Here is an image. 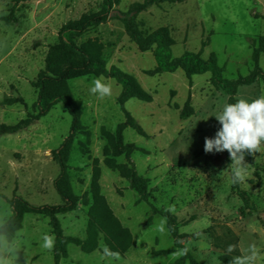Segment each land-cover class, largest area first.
Returning <instances> with one entry per match:
<instances>
[{"label": "rangeland", "instance_id": "374dc122", "mask_svg": "<svg viewBox=\"0 0 264 264\" xmlns=\"http://www.w3.org/2000/svg\"><path fill=\"white\" fill-rule=\"evenodd\" d=\"M103 1L29 0L14 10L18 23L8 25L3 19L9 16L12 0H0V125L15 127L38 115L31 85L47 70L49 48L59 45L58 33L64 26L100 12ZM114 1L113 9L122 13L144 2ZM263 17L264 0H186L150 7L135 15V22L145 36L166 28L174 41L172 59L202 51L203 60L216 59L225 80L236 81L254 69L253 45L264 38ZM89 41L102 45L107 69L116 67L130 75L152 97V104L131 100L125 106L147 138L131 129L123 134L125 145L143 152L134 153L130 161L148 181L150 198L147 204L138 203L130 185L103 164V151L109 146L103 132L114 137L125 122L117 103L121 88L103 78L71 81L83 131L73 144L68 173L71 192L80 201L73 213L58 218L63 235L86 239L92 163L98 160L101 195L132 235L133 244L122 257L106 256L102 238L91 255L69 246L61 264H175L178 260L188 264L174 248L165 220L154 211L176 217L182 244L198 264H264V145L253 148L247 136L237 132L246 145L228 159L217 147L227 138L231 123L228 97L211 85L209 74L190 80L181 71L146 76L157 67L152 53L141 54L118 21L92 29L77 45ZM259 66L264 72V55ZM18 100L23 105L6 106V101ZM236 100L244 128L264 137V85L241 87ZM188 101L190 117L182 120ZM71 123L64 106L58 105L26 130L0 137V228L11 217L8 201L15 195L34 207L63 204L53 186L60 169L51 154L69 136ZM115 161L126 164L123 157ZM236 180L238 190L233 191ZM238 191L249 199L250 210L244 208ZM53 243L49 221L26 216L12 243L0 240L4 257L0 264H54ZM166 251L171 255H156Z\"/></svg>", "mask_w": 264, "mask_h": 264}, {"label": "trees", "instance_id": "16d2710c", "mask_svg": "<svg viewBox=\"0 0 264 264\" xmlns=\"http://www.w3.org/2000/svg\"><path fill=\"white\" fill-rule=\"evenodd\" d=\"M29 0H12V9L9 16L3 19L8 25L18 23L14 16V10L21 4ZM186 0H144L142 4L135 5L134 9L127 13L115 11L114 0H104L100 12L84 16L77 22L68 23L58 33L59 45L49 48V55L46 60L47 70L39 73L36 80L32 83V89L37 94L36 109L38 115L34 119L21 121L15 127L0 125V137L16 135L27 128L32 123L38 122L46 117L50 111L58 105H63L66 113L71 117V130L67 139L60 147L52 152V159L58 165L60 174L54 181V189L63 204L57 207H34L23 201L16 195L12 197L8 204L11 209V217L0 228V240L4 239L7 243H12L17 234L22 230L24 218L26 216H36L49 221L51 235L54 237L53 258L54 264H61L67 259V248L75 246L85 255H91L99 249L100 238L106 245V256H124L131 249L133 244L132 235L127 229H124L118 219L109 209L106 199L101 195L100 181V163L94 160L92 163V178L90 183V195L92 205L89 209V223L86 231V239L67 238L63 235L59 217L67 216L73 213L80 199L71 192V183L69 177L68 162L73 149L76 137L82 133L81 111L77 107L74 97L69 89V83L74 80L85 78H103L114 81L121 88V94L117 100L120 110L124 114L125 122L117 127L115 136H108L109 146L104 149V166L112 172L119 174L120 178L125 180L132 191L138 197V203H149L148 181L141 178L134 165L131 163V156L140 152L133 145H125L123 134L131 129L138 136L147 138L145 132L137 122L126 112L125 106L131 100L139 101L143 104H152V97L144 92L136 80L122 72L116 67L106 68L102 59V45L97 42H86L77 45L86 33L92 29L110 22L118 21L125 32L129 41L136 46L141 54L152 53L157 67L153 71L146 72L148 77H156L162 74H174L177 71L184 73L187 79L193 76H211L210 83L215 88L223 92L228 97V106L231 113V123L228 125L227 138L217 143L228 159L231 152L239 147L246 145L244 138H239L237 132H242L248 138V144L251 147L264 145V137L247 130L242 125L237 109L236 95L241 87H251L257 83L264 85V72L259 66V59L264 55V38L258 42V46L253 45L252 60L254 64L253 71L245 78H239L236 81H227L223 78L224 70L218 66L216 59L211 56L208 60L202 59V51L198 54L186 53L182 57L172 59L169 56L174 41L166 28L159 29L150 35H143L140 32L135 15L145 13L150 7L165 3L183 4ZM264 20V17L262 18ZM204 48V45L202 46ZM6 106L16 104L23 105L22 100L6 101ZM190 117L189 101L186 103L181 113V119L186 120ZM246 138V137H245ZM125 158V165H118L116 159ZM238 190V181H235L233 191ZM237 194L244 204L246 210H250L249 199L244 193L238 191ZM166 222V229L174 241V248L183 253V259L188 264H198L192 256L185 250L182 241L183 236L179 235L180 225L176 217L166 212H156ZM244 215V211H241ZM151 219L147 221L148 226ZM157 256H169L171 252H159ZM4 258L0 252V259ZM175 264H184L183 260H178Z\"/></svg>", "mask_w": 264, "mask_h": 264}]
</instances>
